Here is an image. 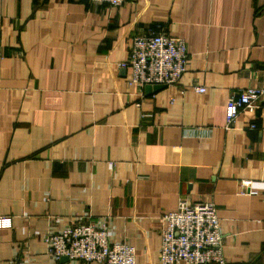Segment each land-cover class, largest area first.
<instances>
[{
  "label": "crops",
  "instance_id": "1",
  "mask_svg": "<svg viewBox=\"0 0 264 264\" xmlns=\"http://www.w3.org/2000/svg\"><path fill=\"white\" fill-rule=\"evenodd\" d=\"M140 35L185 40L178 85L130 83ZM248 87H264V0H0V264H97L49 255L78 222L161 264L181 200L217 206L229 264H264V98L226 119Z\"/></svg>",
  "mask_w": 264,
  "mask_h": 264
},
{
  "label": "built area",
  "instance_id": "2",
  "mask_svg": "<svg viewBox=\"0 0 264 264\" xmlns=\"http://www.w3.org/2000/svg\"><path fill=\"white\" fill-rule=\"evenodd\" d=\"M120 7L126 0H81ZM189 50L185 40L168 35H140L130 42L128 60L130 83L141 92L147 86L178 85L188 70ZM205 93L206 88L195 86ZM143 94V93H142ZM264 87H248L231 97L226 107L228 124L246 110L259 107ZM254 127V126H253ZM160 249L161 264H229L224 256V235L217 206L212 202L192 204L181 200L177 208L164 214ZM10 226L8 217H0V228ZM49 255L57 260L97 264H136V248L114 242L107 224L78 222L46 238ZM23 264H35L28 260Z\"/></svg>",
  "mask_w": 264,
  "mask_h": 264
},
{
  "label": "water",
  "instance_id": "3",
  "mask_svg": "<svg viewBox=\"0 0 264 264\" xmlns=\"http://www.w3.org/2000/svg\"><path fill=\"white\" fill-rule=\"evenodd\" d=\"M146 88H151L155 91V90H159V89L166 88V87L165 86H147ZM63 258L68 259L67 257H63Z\"/></svg>",
  "mask_w": 264,
  "mask_h": 264
}]
</instances>
